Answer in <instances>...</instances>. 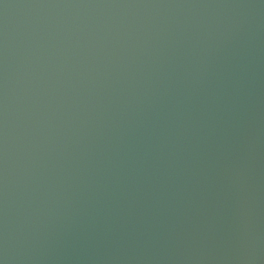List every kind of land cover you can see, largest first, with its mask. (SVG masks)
<instances>
[{"label": "water", "instance_id": "95a60500", "mask_svg": "<svg viewBox=\"0 0 264 264\" xmlns=\"http://www.w3.org/2000/svg\"><path fill=\"white\" fill-rule=\"evenodd\" d=\"M0 264H264V0H0Z\"/></svg>", "mask_w": 264, "mask_h": 264}]
</instances>
